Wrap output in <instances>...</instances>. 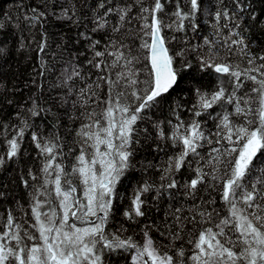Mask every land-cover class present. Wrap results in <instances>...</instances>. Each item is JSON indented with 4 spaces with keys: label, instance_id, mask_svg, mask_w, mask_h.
Segmentation results:
<instances>
[{
    "label": "snow or ice",
    "instance_id": "obj_1",
    "mask_svg": "<svg viewBox=\"0 0 264 264\" xmlns=\"http://www.w3.org/2000/svg\"><path fill=\"white\" fill-rule=\"evenodd\" d=\"M3 3L0 264H264V0Z\"/></svg>",
    "mask_w": 264,
    "mask_h": 264
},
{
    "label": "trees",
    "instance_id": "obj_2",
    "mask_svg": "<svg viewBox=\"0 0 264 264\" xmlns=\"http://www.w3.org/2000/svg\"><path fill=\"white\" fill-rule=\"evenodd\" d=\"M0 6H6L3 3V0H0ZM34 66H35V62L34 61H29L28 62V65H27V69H25L24 62H23V58H21V68L19 69V71L20 72H24L25 75H27L28 71H30ZM22 195H25V193L22 192V191H17L18 198H19V196H22ZM5 207H7V206H5ZM3 211H4V208H0V213H2Z\"/></svg>",
    "mask_w": 264,
    "mask_h": 264
}]
</instances>
